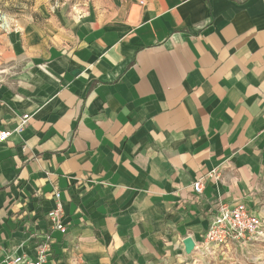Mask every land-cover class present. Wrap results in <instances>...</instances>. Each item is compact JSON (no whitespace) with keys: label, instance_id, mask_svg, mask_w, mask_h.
<instances>
[{"label":"crops","instance_id":"obj_1","mask_svg":"<svg viewBox=\"0 0 264 264\" xmlns=\"http://www.w3.org/2000/svg\"><path fill=\"white\" fill-rule=\"evenodd\" d=\"M67 2L0 47V264H222L220 203L264 219V0Z\"/></svg>","mask_w":264,"mask_h":264},{"label":"built area","instance_id":"obj_2","mask_svg":"<svg viewBox=\"0 0 264 264\" xmlns=\"http://www.w3.org/2000/svg\"><path fill=\"white\" fill-rule=\"evenodd\" d=\"M74 9V8H73ZM29 116L22 119L15 131H21ZM11 131H0V144L6 142L11 136ZM217 175L216 171L208 174V178ZM204 189L203 178L193 183L196 194H202ZM55 208L47 214L50 230L67 234L68 227L64 219L63 204L60 192L55 193ZM36 236V235H35ZM203 243L196 247L204 256L213 255L230 246H241L246 242L264 243V219L256 215L244 203L228 204L221 202L218 213L212 220L207 232L203 236ZM53 238L48 231L35 242L36 254L10 256L4 260V264H48L51 257Z\"/></svg>","mask_w":264,"mask_h":264},{"label":"rangeland","instance_id":"obj_3","mask_svg":"<svg viewBox=\"0 0 264 264\" xmlns=\"http://www.w3.org/2000/svg\"><path fill=\"white\" fill-rule=\"evenodd\" d=\"M45 1L54 10L64 5L66 0H0V47L4 45L5 38L11 35H21L25 29L35 24L47 29L50 19L43 18L36 12L37 5ZM68 12L73 11L72 2L83 3V0H67ZM65 6V5H64ZM83 7H80V9ZM21 38V37H20ZM21 40V39H20ZM22 42V40H21ZM246 242L238 247L236 252H229L220 262L222 264H264L260 256L264 253V245H255Z\"/></svg>","mask_w":264,"mask_h":264},{"label":"water","instance_id":"obj_4","mask_svg":"<svg viewBox=\"0 0 264 264\" xmlns=\"http://www.w3.org/2000/svg\"><path fill=\"white\" fill-rule=\"evenodd\" d=\"M185 246L188 252H192L194 250V242L191 239L186 240Z\"/></svg>","mask_w":264,"mask_h":264}]
</instances>
